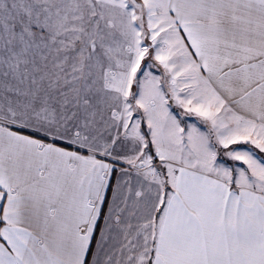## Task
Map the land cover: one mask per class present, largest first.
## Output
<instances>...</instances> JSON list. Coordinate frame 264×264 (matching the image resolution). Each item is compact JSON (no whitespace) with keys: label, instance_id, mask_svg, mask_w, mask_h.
Masks as SVG:
<instances>
[{"label":"snow or ice","instance_id":"obj_1","mask_svg":"<svg viewBox=\"0 0 264 264\" xmlns=\"http://www.w3.org/2000/svg\"><path fill=\"white\" fill-rule=\"evenodd\" d=\"M0 264H264V0H0Z\"/></svg>","mask_w":264,"mask_h":264}]
</instances>
